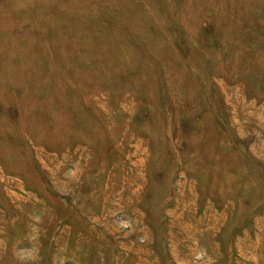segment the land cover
I'll return each mask as SVG.
<instances>
[{"label":"rangeland","instance_id":"374dc122","mask_svg":"<svg viewBox=\"0 0 264 264\" xmlns=\"http://www.w3.org/2000/svg\"><path fill=\"white\" fill-rule=\"evenodd\" d=\"M0 264H264V0H0Z\"/></svg>","mask_w":264,"mask_h":264}]
</instances>
